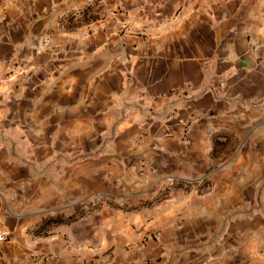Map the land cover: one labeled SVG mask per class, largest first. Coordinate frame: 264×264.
I'll use <instances>...</instances> for the list:
<instances>
[{
	"label": "crops",
	"instance_id": "crops-1",
	"mask_svg": "<svg viewBox=\"0 0 264 264\" xmlns=\"http://www.w3.org/2000/svg\"><path fill=\"white\" fill-rule=\"evenodd\" d=\"M0 264H264V0H0Z\"/></svg>",
	"mask_w": 264,
	"mask_h": 264
},
{
	"label": "built area",
	"instance_id": "built-area-1",
	"mask_svg": "<svg viewBox=\"0 0 264 264\" xmlns=\"http://www.w3.org/2000/svg\"><path fill=\"white\" fill-rule=\"evenodd\" d=\"M45 45L50 46V40H46Z\"/></svg>",
	"mask_w": 264,
	"mask_h": 264
},
{
	"label": "trees",
	"instance_id": "trees-1",
	"mask_svg": "<svg viewBox=\"0 0 264 264\" xmlns=\"http://www.w3.org/2000/svg\"><path fill=\"white\" fill-rule=\"evenodd\" d=\"M64 221V219L63 220H61L60 222H63Z\"/></svg>",
	"mask_w": 264,
	"mask_h": 264
}]
</instances>
